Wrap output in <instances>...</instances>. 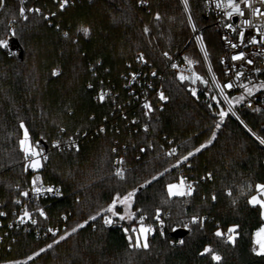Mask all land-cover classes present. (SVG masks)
<instances>
[{"label":"trees","instance_id":"16d2710c","mask_svg":"<svg viewBox=\"0 0 264 264\" xmlns=\"http://www.w3.org/2000/svg\"><path fill=\"white\" fill-rule=\"evenodd\" d=\"M145 1L146 9L138 0H67L62 9L61 0L23 5L0 0V39L9 41L8 48H0V206L6 213L0 264H264V254L253 250V232L262 218L259 206L249 203L264 181V147L258 140L264 139V111L240 110L245 129L229 113L217 127L216 104L203 93L193 95L189 83L167 67L164 53L185 49L204 72L200 53L188 40L182 3ZM188 6L222 82L221 45L205 0H188ZM138 52L146 61L140 69L149 82L144 89L150 109L125 87L124 74L139 68ZM150 70L160 77L149 76ZM200 86L212 92L207 83ZM161 92L166 99H160ZM21 121L32 145L49 147L39 169L26 168ZM76 133L85 134L79 150L51 147ZM201 144L206 147L195 152ZM172 149L176 152L168 155ZM189 152L194 154L181 160ZM116 156L126 166L123 177L112 167ZM35 173L38 182L58 186V195L27 203L22 193ZM182 173L192 193L170 197L167 185L180 181ZM134 189V219L109 215L106 206L113 198ZM38 207L48 222L65 225L60 235L38 238L14 223L20 208L34 213ZM106 216L111 224H105ZM141 216L153 229L147 248L135 246L133 226ZM233 226H238L234 241L215 235ZM177 228L189 230L177 237L172 235ZM206 246L221 259L204 253Z\"/></svg>","mask_w":264,"mask_h":264},{"label":"built area","instance_id":"2783aa9c","mask_svg":"<svg viewBox=\"0 0 264 264\" xmlns=\"http://www.w3.org/2000/svg\"><path fill=\"white\" fill-rule=\"evenodd\" d=\"M21 5L26 0H18ZM61 2H63L61 0ZM182 5L184 7V10L187 14L188 22H189V16H191V22H189L191 35L190 39L194 41L195 46L197 47L198 52L201 55V58L208 70V76L209 79L207 80V85H209L211 89V93L207 90H203L200 86V80H196L193 82V74L200 76L202 78V75L197 71L198 67V60L192 55V53L188 50L181 49V50H174L172 52H168L166 56V62L167 67L171 70H173L177 75L184 76L187 79H185L189 85L191 90L195 89V96L201 95L203 93L204 98L211 99L217 107L218 101L225 106L227 113L232 115L239 123L243 124V121L241 120L239 116V111L244 109L250 112H260L264 111V88L259 87V85L264 82V41L259 40V33L264 32V18L262 17H253L250 14V11L248 9H245V15L240 16L238 14H233V16L228 17L224 15L226 11H231V9L227 8L226 5L221 8L216 7V0H205V5L207 8V12L212 16V24L218 34L220 45H221V53L218 56V64L221 67L223 73L225 74V80L222 82L218 81L216 78L215 73L213 72L209 59H205L204 51L201 50V44H203L200 28L195 24L194 19L192 17V14L190 12L189 6L188 9H185L184 2L181 0ZM237 3H240V0H236ZM253 6L255 7H262L259 4V0H252ZM138 5L141 9L147 8V2L145 0H138ZM24 9V8H23ZM236 17V20L233 18ZM249 19L252 21V26H244L243 20ZM231 24L233 28H235V31H233L232 28H228L225 25ZM243 30L245 33L243 42H241L240 38V31ZM252 36H256L258 42L253 44L249 43L248 41L251 39ZM197 37H201V40H197ZM231 42V43H230ZM236 44L237 47L233 48L231 45ZM239 52H244L246 59L243 60H236L234 61L232 59L233 55H237ZM140 56H143L141 52H138L136 54V59L139 63V68L135 70H129L126 74H124L125 79V87L128 91V93L133 97L134 100L140 102L143 106L145 104L149 105L147 93L144 89V87L149 82L142 79V70L140 67L145 64V59L143 60L139 59ZM187 58V60L185 59ZM247 60H252V64H248ZM188 61H193V63L189 64ZM173 64L176 65V67H173ZM256 69H259V71H256ZM242 72V76L237 79L236 73ZM155 73V75H153ZM148 75L155 77L160 75L156 73L154 70L148 71ZM213 75L215 76V81L213 80ZM203 79V78H202ZM204 80V79H203ZM232 83L231 88H224L223 86ZM203 84V83H202ZM247 84L250 87L256 86L252 95H248L247 92H245L244 88L241 85ZM91 83H87L86 87L90 88ZM217 85H220V87H217ZM223 88V92L221 89ZM193 93V91H192ZM234 95H238V97L243 96L244 99L240 100L239 102H236L234 99ZM225 96L227 99H225ZM218 98V100H217ZM217 100L214 101V100ZM221 100V101H220ZM231 102V104H230ZM231 106V110L230 109ZM122 116L125 117V113L122 112ZM260 127L264 129V120L260 123ZM85 137V134H79L76 133L74 135H70L55 141L51 142V147L56 148L57 150H73L76 149L77 146L79 147L83 143V138ZM261 141L262 139H258ZM59 142V146H54L55 142ZM261 143V142H260ZM261 145L264 147V144L261 143ZM34 149L38 150L40 152V156L38 157L41 159V162H45L46 160L43 159L44 156H47V152L49 150L48 146H44L41 143H35L32 145ZM32 157L29 155L25 158L26 166L31 169L35 170L30 167ZM118 160H123L121 156H116L112 162V167L114 168L115 172L117 168L123 169V172L126 169V166L124 162L122 164L116 163ZM181 178L185 180L186 185H191L190 180L188 177L182 173ZM181 180V179H180ZM261 185H264V181ZM192 186V185H191ZM34 188H39L41 191L39 193L34 192ZM48 188H53L57 191L49 192L46 191ZM59 187L55 185H49L45 183H41L38 181H35V183L32 181L29 189L23 193H28V195H23L24 199L27 203H34L40 198H45L47 196H55L58 195ZM21 198L16 200V204L20 205ZM40 210H43L45 215H40ZM24 211H28L26 209L20 208L18 215L14 219V223L17 226H25L27 230H29L35 237L38 238H47V237H55L60 235L62 229H65V225L62 224V222L59 223H50L47 220V214L43 207H38L34 213H30V218H24L23 222H21V218L23 217ZM0 213H4V215H0V228L2 225V221L6 215L5 211L0 206ZM197 218V217H196ZM64 215H61V220H64ZM198 219V218H197ZM35 220L36 223H32V221ZM140 223L146 224L144 221L140 220V217L138 218ZM80 225H84V222H81ZM152 228V226H149ZM49 229H52L50 232ZM189 230V228H187ZM6 233V232H5ZM229 232H224L223 237L225 240H228ZM2 239V235L0 233V241Z\"/></svg>","mask_w":264,"mask_h":264},{"label":"snow or ice","instance_id":"6c2138e0","mask_svg":"<svg viewBox=\"0 0 264 264\" xmlns=\"http://www.w3.org/2000/svg\"><path fill=\"white\" fill-rule=\"evenodd\" d=\"M183 2H184L185 9L187 10L188 9V0H183ZM66 3H67V0H64V2L61 3L60 7L63 9L65 7ZM259 4L261 6H264V0H259ZM225 5H226L227 8L231 9V11H226L224 13V15H226L228 17L233 16V14H238L240 16H244L245 15V11L244 10L248 9L250 11V14L253 17H262V18H264V8L253 6L252 0H240V3H237L236 0H216V7L217 8L224 7ZM32 11H37L38 12L39 9H34ZM20 12H21V15H24L25 9L21 8ZM53 15H55V13H53ZM157 18H159V15H157ZM25 19H27L26 16H25ZM189 22H191V16H189ZM242 23H243L244 26H248V27L252 26V21L249 20V19H244ZM225 26L228 27V28H232L233 31H235V28H233V26L231 24H226ZM81 31L85 35H87L89 33V29L88 28H82ZM144 31L148 32V29L145 28ZM12 35L15 36V31H12ZM65 35L67 36V33H65ZM244 36H245V33L243 32V30H241L240 31L241 42H243ZM197 40L198 41L201 40V37H197ZM259 40L260 41H264V32H260L259 33ZM248 42L249 43H253V44L257 43L258 42L257 37L256 36H252L251 39ZM8 46H9V41L8 40L0 39V48H8ZM231 46L233 48L237 47L236 44H232ZM201 50L204 51L205 59H207L208 53L204 49L203 44H201ZM164 55L167 56L168 54L164 53ZM139 59L143 60V56H140ZM185 59L187 60V58H185ZM232 59L234 61L246 59L245 53L244 52H239L237 55H233ZM188 63L191 64V63H193V61H188ZM247 63L248 64H252L253 61L252 60H247ZM173 67H176V65L173 64ZM256 71H259V69H256ZM53 74H55V73H53ZM153 75H155V73H153ZM236 76H237V79H239L242 76V72L238 71L236 73ZM180 78H181V80L187 79L184 76H181ZM192 78H193V82H195L196 80H200L201 83H206V81H204L200 76L196 75L195 73L193 74ZM215 79L216 78L213 75V80L215 81ZM89 86L91 87V85H89ZM232 86H233L232 83H228V84L224 85L223 87L224 88H231ZM241 86L244 88L245 92H247V94L249 96L252 95V93H253V91H254V89L256 87V86H251L250 87L247 84H244V85H241ZM217 87H220V85H217ZM259 87L264 88V82H262L259 85ZM192 91H193V95H195L196 94L195 89H193ZM221 91L223 92V88L221 89ZM99 98L101 100H103L104 99V94L101 93ZM160 99L161 100L166 99V97L164 96L163 92L160 93ZM225 99H227L226 96H225ZM234 99L236 100V102H239L240 100H243L244 97L240 96V97H237V98H234ZM230 104H231V102H230ZM144 107L150 109V105H148V104H145ZM229 110H231V106H230ZM224 115H225V113L223 111H221L220 112L221 119L224 117ZM217 127H219V124H217ZM20 128L23 129V137L19 140V144H20L21 150L25 153L26 157H28L29 155L32 157L30 167L33 168V169H39L42 166L41 159L38 158L40 156V152L33 148L32 143L30 141L29 131H28V129L25 126L23 121L20 122ZM101 131H103V129H101ZM145 131H147V126H145ZM213 138H215V133H213ZM260 142L262 144H264V139H262ZM207 143H211V140H209ZM54 146H59V142L58 141L55 142ZM204 147H206V144H201L200 147L196 148L194 151L195 152H199ZM77 150H79L78 146H77ZM112 151L114 152L115 149H113ZM142 151H143V149H142ZM175 152H176V149H172L168 153V155H173ZM193 154H194L193 152H189L187 154V156H182L181 160H185L186 161L188 159V157L192 156ZM43 159L47 160L48 157L44 156ZM116 163L122 164L123 160H118V161H116ZM179 163H180V160H177V164H179ZM26 168H27V166H26ZM116 175L123 177V175H124L123 169L117 168ZM37 179H39V177H35L33 182L35 183V180H37ZM153 179H156V177H153ZM257 189L260 192L264 193V185H257ZM167 190H168V195L170 197L171 196H187V195H191L192 186L191 185H186L185 180L183 178H181L179 183L168 184L167 185ZM33 191L39 193L41 191V189L34 188ZM46 191L54 192V191H57V190H55L53 188H48ZM23 195H28V193H23ZM134 195H135V189L133 191H131V192H128L127 195L124 196L122 199L119 197V195H117L116 197L113 198L112 203L108 206L106 211L107 212H111L113 216L117 215V212L114 210L115 209V205L117 203L124 204L126 206V209H127V207L131 205L132 197ZM213 199H215V197H213ZM249 203H251L253 205H257L258 204V205H260V207L262 209H264V200H260L256 196L251 197ZM101 211H104V210L102 209ZM157 213H159V210H157ZM261 214L264 215V212H262ZM0 215H4V213H0ZM40 215H42V216L45 215L43 210H40ZM24 218H30V213L28 211H24L23 217L21 218V222H23ZM124 218H126V217L121 216V219H124ZM127 218H131V213H129ZM89 219H93L94 220L95 217H89ZM144 219H145L144 216L140 217L141 221H143ZM104 222H105V224H111L112 223L111 217L106 216ZM192 222L193 223L197 222V218L193 217V221ZM32 223H36V221L33 220ZM85 223H87V221H85ZM77 227H82V225H77ZM236 227H238V226H233V227H230L228 229V232H229L228 240L229 241H234V235H232V233L235 232ZM152 230L153 229L151 227H145V226L141 225L139 235L143 236L144 242H143V244H141L140 239L138 237L137 240H136L135 246L136 247H141L142 246L144 248H147L148 247L147 234L149 232H151ZM49 231L51 232L52 229H49ZM72 231L75 232L76 229L74 228V229H72ZM68 234L69 233L66 232L64 236L60 237V240H63L65 238V236H67ZM215 235L216 236H222L223 233L218 230L215 233ZM255 237H256V239L254 240V243L259 245V252L257 254H264V226H262L255 233ZM180 242L183 243V241H180ZM54 243H58V241H54ZM48 247L50 248L51 245H48ZM253 250L256 251V249H253ZM43 251H45V249H40V252H43ZM203 252L204 253H210L211 256H212V259L215 260V261H219L221 259V257L219 255L215 254V252H213V250L210 247H208V246H206L203 249ZM38 254L39 253H33V256L38 255ZM28 259L31 260L32 257L30 256V257H28ZM12 264H21V262H12Z\"/></svg>","mask_w":264,"mask_h":264},{"label":"rangeland","instance_id":"374dc122","mask_svg":"<svg viewBox=\"0 0 264 264\" xmlns=\"http://www.w3.org/2000/svg\"><path fill=\"white\" fill-rule=\"evenodd\" d=\"M180 2H181V0H180ZM182 3V2H181ZM183 6V5H182ZM184 8V7H183ZM155 16H157V15H155ZM190 39V38H189ZM188 39V40H189ZM197 48V47H196ZM201 56V55H200ZM203 61V60H202ZM202 61H201V65H203V70H204V72H203V74H202V78L204 79V81H206L207 82V80L209 79V76H208V70H207V68H206V66H205V64H204V62L202 63ZM211 67L213 68V70L217 73V71H216V69H215V67H214V65L213 64H211ZM238 97V95H234V98H237ZM217 100H218V98H217ZM217 100L215 99L214 101H216L217 102ZM221 101V100H220ZM218 106L219 107H217L216 106V109H215V115L217 116V118H216V125L217 124H220V122H222L223 120H224V118H225V116H226V114H227V110H226V108H225V106L222 104V102L220 103L219 101H218ZM221 111H223L224 113H225V115H224V117L221 119V117H220V112ZM241 124V123H240ZM241 126L245 129L246 128V126H244V125H242L241 124ZM35 177H38V175H37V173H35L34 174V178ZM36 181H38V179L36 180ZM175 183H179V181L178 182H170L169 184H175ZM261 185V184H260ZM168 191V190H167ZM127 194H124V195H121V196H119L121 199L124 197V196H126ZM117 196V195H116ZM115 196V197H116ZM253 196H256L258 199H260V200H264V193H262V192H260L258 189H257V191L252 195V196H250V198H249V201H250V199H251V197H253ZM113 201V200H112ZM112 203V202H111ZM111 203H109L107 206H106V209L108 208V206L111 204ZM132 203H133V197H132V201H131V205L130 206H128L127 207V209H126V206L124 205V204H120V203H117L116 205H115V211L117 212V216H118V218L119 219H121V216H124V217H126V218H124V219H121V220H124L125 222H130V221H132L133 219H134V211H133V209H132ZM258 205V204H257ZM259 206V210H260V217L262 218V222H261V224H260V226L259 227H257L255 230H254V232H253V244H255L256 245V251L257 252H259V245L258 244H256V243H254V240L256 239V237H255V233L262 227V226H264V215H262L261 213L262 212H264V209H262L261 207H260V205H258ZM129 213H131V218H127L128 217V215H129ZM108 214L109 215H112V213L111 212H108ZM141 225H143V226H145V227H149V226H151V225H148V224H143V223H138V224H136V226H133V232H136V234H135V238H136V240H137V238L139 237V239H140V242H141V244H143V242H144V238H143V236H140L139 235V232H140V227H141ZM63 235H65V234H63Z\"/></svg>","mask_w":264,"mask_h":264},{"label":"water","instance_id":"95a60500","mask_svg":"<svg viewBox=\"0 0 264 264\" xmlns=\"http://www.w3.org/2000/svg\"><path fill=\"white\" fill-rule=\"evenodd\" d=\"M233 19L236 20V17H234ZM186 231H187V229H185V228H177V229L172 231V235L180 237L183 234H185Z\"/></svg>","mask_w":264,"mask_h":264},{"label":"crops","instance_id":"0c3cea01","mask_svg":"<svg viewBox=\"0 0 264 264\" xmlns=\"http://www.w3.org/2000/svg\"><path fill=\"white\" fill-rule=\"evenodd\" d=\"M253 247H254V249H256V245L255 244H253ZM257 252V251H256ZM258 253V252H257Z\"/></svg>","mask_w":264,"mask_h":264}]
</instances>
